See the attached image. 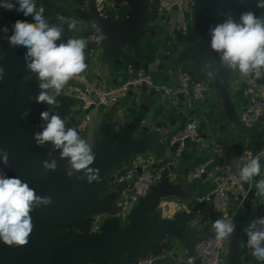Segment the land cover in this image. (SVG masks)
<instances>
[{
  "label": "crops",
  "instance_id": "crops-1",
  "mask_svg": "<svg viewBox=\"0 0 264 264\" xmlns=\"http://www.w3.org/2000/svg\"><path fill=\"white\" fill-rule=\"evenodd\" d=\"M108 1L112 14H116L121 7L128 6L125 0ZM158 1L151 0L150 7L151 12L158 14L159 18L148 23L137 46L128 45L122 51V56L120 53L109 56L104 45L94 51L85 50V63L88 68L82 75L101 86H115L126 77L124 73L126 60H132L135 65L136 62H139V67H142L145 63L143 57L146 46L155 50L154 61L148 64L145 69L151 74L156 86L164 85L179 89L182 72L189 73L195 79L200 80L209 78L207 75L209 72L215 73L216 78L213 80L214 82L203 102H195L185 96L181 98L179 97L180 92L170 98L161 90L141 87L132 91L126 99L115 105L118 110L115 120L116 122L119 120L123 122L122 129H125L138 116H147L134 133L131 141V144L136 145L137 154L129 162H125L123 168L115 173V177L130 168H153V166L167 162L173 156V150L169 146L170 136L180 130L190 118H197L201 122V143L191 149H186L176 165L171 168V177L165 184L166 191L150 212L154 226L161 223L155 218L157 213L163 216L164 222H174L184 218L188 222L186 229L190 238L185 242L179 238L171 237L170 244L172 246L170 250L162 254H159L158 249L163 248L165 243H168L167 240L160 242L157 247L149 246L140 249L136 254L133 252L121 254V260L126 262L132 261L141 253H152L158 256L155 264H182L193 252L195 235L199 233L205 237L211 236L214 233L213 223L221 219L212 212L210 204L198 202V199L203 195L213 191L217 183L210 177L200 178L190 183L187 181V174L198 163L208 160L213 161L210 171H220L226 156L240 153L247 148L253 150L264 148V116L250 128L243 124L240 114L249 102L246 100L245 90L250 76L243 77L238 71L229 72L226 85L220 86V67L217 60L213 57L206 59L207 55H194L196 48L203 43L202 38L198 35L192 41L179 43L176 36L177 26L180 22L178 11L174 10L167 15L159 14L157 12ZM229 1L234 4L243 2V0ZM188 2L191 5L190 21L194 31L197 15L193 8V0H188ZM40 6L44 7V17L50 25L59 23L57 14L78 21H87L94 16L91 0H54L52 4L48 0H42ZM20 14L22 20L34 22L32 17H25L21 12ZM93 30L89 25L80 31H66L63 39L66 42L68 37L85 38ZM20 47L23 55L16 56L14 52L17 47H11L8 41L4 40L2 53L4 55L6 51L13 52L15 57L22 58L25 56L26 48ZM125 54L127 57L124 56ZM73 94V87L68 82L61 95L57 97L59 105L65 104V96L73 97ZM49 107H53L54 111L56 110L54 106H48V109ZM145 108H148L149 111ZM110 109L102 110L99 108L92 112V124L82 138L88 140L93 135L105 133L102 128L107 122L106 112ZM71 116L66 115L64 118L67 121L66 127L75 123L70 121ZM144 128H147L148 131H143ZM260 165V175L254 178L253 184L244 183L250 188V191L256 190L254 187L256 180L264 179V161H261ZM131 189L132 184L129 181L122 184H117L114 181L108 184L99 194V206L96 211L87 213L82 217L79 226L72 227L74 235L71 237L102 238L107 235L103 227L116 219H119L118 229L120 233L130 231L133 228L137 210L141 208L131 202ZM259 198L260 195L256 190L254 197H248L238 209L234 220L237 225L236 230L234 235L227 238L222 255L223 264H252L254 258L245 250L247 240L245 230L249 222L258 217ZM230 204L233 209L237 208L238 198L230 195ZM111 208H114L112 214L109 212ZM194 210L196 211L194 212ZM97 214L107 215L98 226L94 223V217ZM173 254H177L178 258L174 259ZM103 261L106 264H116V261L110 257ZM84 264H101V262L86 259Z\"/></svg>",
  "mask_w": 264,
  "mask_h": 264
},
{
  "label": "water",
  "instance_id": "water-1",
  "mask_svg": "<svg viewBox=\"0 0 264 264\" xmlns=\"http://www.w3.org/2000/svg\"><path fill=\"white\" fill-rule=\"evenodd\" d=\"M48 1L52 4L54 0ZM125 1L130 10L122 20L104 21L95 13L91 18L96 19L101 26V31L108 34V40L104 46L109 56L121 54L128 45L137 46L148 23L159 18L158 14L151 12V0ZM18 7L19 5L16 4V8ZM193 8L197 15V24L187 42L199 35L203 43L196 48L194 55H207L206 59L213 57L217 62L219 61L218 54L210 49L209 28L223 21L225 17L221 13L232 12L236 19L239 18L241 12L248 10L264 14V9L255 7V0H243L241 4H234L229 0H195ZM174 10L177 11V8ZM176 36L179 43L184 42L178 30ZM218 65L220 67L219 85L225 86L230 71H226L219 62ZM0 66L4 68V76L0 80V148L9 153L8 165L0 163V168H3L8 176H18L26 180L38 195L52 197V203L49 206L37 208L32 213L35 227L27 245L8 247L0 241V264H84L86 259L106 264L103 260L107 257L119 264L122 261L123 252L136 254L140 249L149 246L157 247L160 242L167 240L168 243L158 249L159 254H162L170 250L171 237L185 242L190 238L186 229L188 222L184 218L174 222H164L163 216L157 213L155 218L161 223L158 226L152 224L150 212L166 191L164 184L138 205L141 208L137 210L134 225L130 231L120 233L119 219H116L103 227L107 235L102 238L71 237L66 241L54 243L52 234L57 225L79 226L84 215L96 211L101 190L113 183L115 173L119 172L125 162H129L137 154L136 145L131 144V141L147 116H138L125 129H122L123 122L115 120L118 114L116 107L113 106L106 112L107 122L102 128L105 133L93 135L88 139L93 144V151L96 154V160L91 167L100 170L99 183L89 184L86 179H79L78 176L83 175L82 173L68 177L65 174L66 161L59 159V151L53 153L58 160L57 169L46 171L42 166V161L51 159L47 156L51 145L43 148L37 146L33 135L42 130L41 126L45 122L41 120L40 113L48 110V105L36 103L34 97L40 90L35 76L27 70L24 57H15L13 52L6 51L0 58ZM138 66L139 62H136V67ZM179 97L184 98V95L181 93ZM249 99L250 96H246V100ZM64 100L65 104H60L54 112L58 113L62 119L66 115H72L70 121L75 122L74 108L77 102L72 96H65ZM100 109L105 110L106 108L101 106ZM145 109L149 111L148 108ZM96 110L95 106H92L87 113ZM25 112H28L27 116H23ZM143 131H148V129L144 128ZM194 146L196 144L190 139L185 140L186 149ZM136 171L141 173L142 168L138 167ZM207 177L208 174L204 173L201 178L206 179ZM134 181L135 176L129 179L131 184ZM255 192L256 190H251L248 197L253 198ZM113 211L114 208H111L110 214ZM172 257L177 259L178 255L173 254ZM182 264L188 263L186 261ZM195 264H201V261L196 260ZM252 264H260V262L254 259Z\"/></svg>",
  "mask_w": 264,
  "mask_h": 264
},
{
  "label": "clouds",
  "instance_id": "clouds-1",
  "mask_svg": "<svg viewBox=\"0 0 264 264\" xmlns=\"http://www.w3.org/2000/svg\"><path fill=\"white\" fill-rule=\"evenodd\" d=\"M255 7L264 9V0H255ZM0 8L9 11L15 9L25 17H32L34 22L15 21L8 43L14 48H26L24 59L27 70L37 79L40 90L34 97L36 103H45L55 109L60 107L57 97L66 84L74 78H83L81 74L88 68L85 63L88 41L68 37L65 42L63 37L66 31H80L89 25L99 32V22L96 19L78 21L57 14L59 23L50 25L44 17V7L38 8L35 0H15V4L12 0H0ZM221 15L225 17L223 21L209 28L210 49L218 54L219 64L226 71H238L243 77L254 75L259 78L264 75V14L258 16L248 10L241 12L238 19L232 12ZM3 31H8L7 26ZM207 75L213 80L216 78L214 72ZM3 76L4 68L0 66V80ZM27 115L28 112L23 113V116ZM40 117L45 123L41 131L34 133L33 139L39 147L51 145L47 152L51 159L42 161L43 168L46 171L57 169L58 160L53 153L59 151V159L66 161L65 174L68 177L82 173L79 179H86L89 184L99 183L100 170L91 167L96 160L93 144L82 138L77 129L66 127L67 121L55 113L53 107L42 111ZM260 155H264V150L237 164L236 184H253L254 178L261 172ZM240 159L243 160L242 157ZM8 161L9 153L0 148V163L7 166ZM254 187L259 195L264 196V179L256 180ZM51 203V196L38 195L26 180L8 176L0 168V241L8 247L27 245L35 227L32 213ZM236 226L234 220L228 217L216 220L212 225L216 240L223 241L234 235ZM245 234L253 257L264 264V216L253 218Z\"/></svg>",
  "mask_w": 264,
  "mask_h": 264
},
{
  "label": "built area",
  "instance_id": "built-area-1",
  "mask_svg": "<svg viewBox=\"0 0 264 264\" xmlns=\"http://www.w3.org/2000/svg\"><path fill=\"white\" fill-rule=\"evenodd\" d=\"M91 2L94 13L100 19L112 22L121 20L117 14L111 13L108 0H91ZM175 8H177L180 15L177 30L183 41L186 42L192 36L193 29L191 27V21L187 19L185 13V0H159L157 12L162 15H167L174 11ZM84 39L88 41L86 50L94 51L105 44L108 40V34L104 31L97 32L94 29ZM97 41H100V43H97ZM124 73L126 74L125 79L112 87H104L94 83L82 74L83 78L77 77L69 81L73 87V97L77 102L75 106L76 121L70 127L77 129L81 137L88 131L92 124L93 111L87 113V110L92 106H95L97 110L101 106L111 108L126 99L132 91L138 90L141 87L161 90L170 98L180 92L195 102H203L210 86L214 82L211 78L202 80L195 79L189 73L182 72L180 74V87L179 89H174L164 85L156 86L151 74L145 68L136 67L134 64L126 65ZM245 95L250 96V99L247 106L241 112L240 118L243 124L250 128L264 116L263 75L259 78L254 75L249 77ZM200 124L201 122L197 118H190L180 130L170 136L169 146L173 150V156L167 162L156 166V168L144 167L141 173H138L135 168H130L115 177V182L122 184L128 182L130 178L135 176L130 193V199L134 205H140L150 197L155 189L168 182L171 177V168L176 165L178 159L182 157L186 150V139H190L196 145L201 143ZM116 126L118 127L119 125ZM262 150L264 148L259 150L247 148L240 153L228 155L225 157L220 171H210L212 160L199 164L190 170L187 174V181L190 183L200 179L204 173H207L208 177L217 183L216 188L199 198L198 202L210 204L212 212L221 219L228 217L229 219L235 220L238 209L241 207L243 201L248 198L250 192V188L244 183L236 184L234 182L238 179L237 164L255 157ZM241 157L243 160L240 159ZM261 161H264V155H260ZM230 195L235 196L239 200L238 207L235 209L230 204ZM259 216H264V196L261 195L258 202ZM105 217L107 215L97 214L94 217V223L97 226L100 225ZM226 242L227 239L217 241L215 233L211 237H205L199 233L196 234L194 237L193 252L189 254L187 263L195 264L196 260H200L201 264H223L222 255ZM245 250L247 254L253 257L252 250L247 246V240ZM157 260L158 256L155 254L141 253L132 261H120L119 264H155Z\"/></svg>",
  "mask_w": 264,
  "mask_h": 264
},
{
  "label": "trees",
  "instance_id": "trees-1",
  "mask_svg": "<svg viewBox=\"0 0 264 264\" xmlns=\"http://www.w3.org/2000/svg\"><path fill=\"white\" fill-rule=\"evenodd\" d=\"M42 0H35L37 7H39L40 2ZM13 3H15V0H12ZM129 11V7H121L120 10L118 12H116V14L120 17V19L122 20L128 13ZM258 16L261 14H257ZM16 20H22V15L17 12L15 9L14 10H5L4 8H0V58L3 56L2 53V45H3V41L7 40L8 41V37L10 35H12V29H13V25L15 23ZM7 26L8 31L4 32L3 29L4 27ZM144 53L145 56L144 58V64L142 65V67L146 68L148 66V64H150L151 62L154 61L155 58V50L153 48H151L150 46H146V48L144 49ZM15 55L16 56H22L23 55V51L22 48L19 46L16 48L15 50ZM122 56V54H121ZM125 57H127V55H124ZM127 64H134V62L132 60H126ZM135 65V64H134ZM213 80V79H212ZM204 162H200L199 164H202ZM197 165V166H198ZM73 226H63V225H57L54 230H53V234H52V239L54 243H58V242H63L66 241L68 238H70L72 235H74L73 233Z\"/></svg>",
  "mask_w": 264,
  "mask_h": 264
},
{
  "label": "rangeland",
  "instance_id": "rangeland-1",
  "mask_svg": "<svg viewBox=\"0 0 264 264\" xmlns=\"http://www.w3.org/2000/svg\"><path fill=\"white\" fill-rule=\"evenodd\" d=\"M190 4H189V2H188V0H185V13H186V16H187V19L190 21V18H191V13H190V11H191V8H190ZM178 14H179V12H178ZM179 17H180V15H179Z\"/></svg>",
  "mask_w": 264,
  "mask_h": 264
}]
</instances>
